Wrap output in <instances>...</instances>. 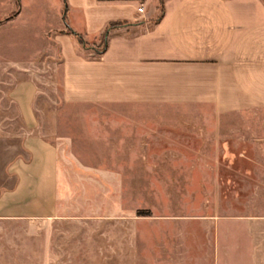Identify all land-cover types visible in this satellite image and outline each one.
I'll use <instances>...</instances> for the list:
<instances>
[{"label":"crops","instance_id":"crops-1","mask_svg":"<svg viewBox=\"0 0 264 264\" xmlns=\"http://www.w3.org/2000/svg\"><path fill=\"white\" fill-rule=\"evenodd\" d=\"M19 3L0 22V264H264V213H155L139 231L116 211L264 204V0ZM101 188L106 245L94 230L72 244L67 223L100 213L69 206Z\"/></svg>","mask_w":264,"mask_h":264},{"label":"rangeland","instance_id":"rangeland-1","mask_svg":"<svg viewBox=\"0 0 264 264\" xmlns=\"http://www.w3.org/2000/svg\"><path fill=\"white\" fill-rule=\"evenodd\" d=\"M104 44L100 43L97 45L98 49L101 50L103 48ZM44 90V93H41V97L39 98L37 102L38 106V115L41 119H43L45 122L49 120L50 117H53L57 115L56 110L54 108V102L57 97L56 93L49 90L47 87L42 88ZM44 128H49V125L46 123L43 124ZM43 128V129H44ZM95 191V201H97V204L94 205H70L69 206V212L70 213H91L96 212L100 213V220L94 221V222H87L88 224L85 225V227H82L81 223L71 221L67 223V229L69 233V241L71 240L72 244H77V242H81L80 234L86 235L87 233L91 234V231L94 230L96 234H99V238H97L99 244L106 245L107 243V231L111 229V222H108L105 218L106 213L109 211V206L106 203V200H108V193L109 190L101 188L99 190ZM186 190H164V193L166 194H174V195H180L183 194ZM197 193L201 192V190H196ZM240 192L246 193L245 190H239ZM123 190H116V200H136L135 198L128 197L127 199L123 198ZM148 193L152 194V191L147 190ZM154 192V190H153ZM110 200V199H109ZM199 201L202 200H196V204L194 205H163V206H157V205H149V206H142V205H136V204H127V205H117V212L123 213V211L126 212H132V228L138 229L139 231H143L146 228L155 230L157 225L155 221H146L145 223L141 222L138 217H141L143 215L151 216L152 214H160V213H204V212H261L264 213V204H261L259 206H252V205H246V204H227V205H204L200 204ZM231 201H238V200H231ZM245 201V200H241ZM152 222V223H151ZM118 221L116 222L117 229L122 228V226L118 225ZM147 224V225H145ZM152 224V225H150ZM113 227V226H112ZM82 228H84L82 230ZM161 228V227H160ZM171 225L165 224L163 226L164 230H171ZM154 240V239H153ZM101 259H104L106 257H103L102 254Z\"/></svg>","mask_w":264,"mask_h":264},{"label":"trees","instance_id":"trees-1","mask_svg":"<svg viewBox=\"0 0 264 264\" xmlns=\"http://www.w3.org/2000/svg\"><path fill=\"white\" fill-rule=\"evenodd\" d=\"M160 3H161V13H163V4H164V0H160ZM19 9H20V3H19V0H18V1H17V10L14 11L13 13H11L8 17H6V18H4V19H1L0 22H2V21H4V20H9V19L15 17V16L18 14ZM65 20H66V22L68 23V21H67V17H66V13H65ZM117 24H118V23H113V24H111L109 27L106 28V30H105V32H104V34H103L102 42H101V43L104 44V46H103L104 48H105V45H106V39H107V37H108V34H109L110 29L113 28V27H115ZM67 32L70 33V34H73V35L79 40V42H80L82 45L87 46V47L90 46L88 43H86V42L83 40V38L81 37V35H80L79 33L75 32V31L72 30L70 27L68 28Z\"/></svg>","mask_w":264,"mask_h":264},{"label":"built area","instance_id":"built-area-1","mask_svg":"<svg viewBox=\"0 0 264 264\" xmlns=\"http://www.w3.org/2000/svg\"><path fill=\"white\" fill-rule=\"evenodd\" d=\"M143 10H144V6L141 5V6L139 7V11H140V12H143Z\"/></svg>","mask_w":264,"mask_h":264}]
</instances>
